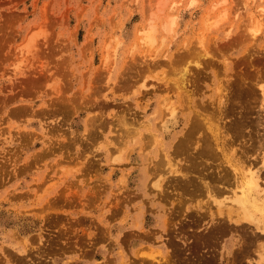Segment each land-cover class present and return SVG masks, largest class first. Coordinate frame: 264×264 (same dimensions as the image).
<instances>
[{"label":"rangeland","instance_id":"obj_1","mask_svg":"<svg viewBox=\"0 0 264 264\" xmlns=\"http://www.w3.org/2000/svg\"><path fill=\"white\" fill-rule=\"evenodd\" d=\"M250 168L264 0H0V264H264Z\"/></svg>","mask_w":264,"mask_h":264},{"label":"bare ground","instance_id":"obj_2","mask_svg":"<svg viewBox=\"0 0 264 264\" xmlns=\"http://www.w3.org/2000/svg\"><path fill=\"white\" fill-rule=\"evenodd\" d=\"M154 66V65H153ZM184 73V72H183ZM185 74V73H184ZM183 76V75H182ZM185 76V75H184ZM184 78V77H183ZM182 79V77H181ZM184 81V80H183ZM184 85V84H183ZM182 91V90H181ZM179 92V91H178ZM181 93V92H180ZM169 107V106H168ZM166 109V108H165ZM172 109H171V112H169L170 114L172 113ZM128 132V131H126ZM131 133V132H130ZM126 135V134H125ZM197 135V134H196ZM196 142V141H195ZM198 142V141H197ZM194 145V144H193ZM171 161V160H170ZM169 163V162H168ZM148 164V163H147ZM171 165V164H170ZM168 167V169H170V171L172 170L173 172V169L172 167ZM174 165V163H173ZM152 166V165H151ZM160 168V167H159ZM146 170V169H145ZM170 171H169V174H170ZM147 172V170H146ZM168 172V170H167ZM222 172V171H221ZM244 173V172H243ZM144 174H146L144 172ZM149 174V172H148ZM165 174V173H164ZM172 174V173H171ZM151 175V174H150ZM149 175V176H150ZM154 175V173H153ZM152 175V177H153ZM156 175V174H155ZM158 175V174H157ZM168 175V174H167ZM174 175V173H173ZM176 175V174H175ZM164 176V175H163ZM162 176V177H163ZM148 178V177H147ZM222 178V177H221ZM154 179V178H153ZM243 179L244 181H241L240 182V186L238 187V191L234 190L232 196L230 197H227V198H223L222 200H217V208L221 207V205H225V199H228L230 200V204L231 205H227L226 207L228 209L230 208H233V210L236 212L237 216H238V219L236 221H238L239 219L242 221V220H247V221H250L252 222L255 227H257L258 229H260L261 231H264V202H263V196L260 195V192H261V189L260 188V185L258 183V180H257V175L255 173V171H252L251 168L247 170V172H245V174H243ZM161 180V179H160ZM159 180V181H160ZM151 181V180H150ZM221 183V181H220ZM140 184V183H139ZM152 184L153 186H156L157 188V191L159 190L161 193H162V189L160 187V183L158 182V179H155L152 181ZM144 185V184H143ZM205 185V184H203ZM146 186V184H145ZM207 187V186H206ZM141 188V187H140ZM205 188V187H204ZM155 189V187H154ZM207 189V188H205ZM210 190V189H209ZM158 191V192H159ZM207 191V190H206ZM144 194V193H143ZM263 194V193H262ZM210 195V194H209ZM261 198L260 200H258V198ZM213 199V198H212ZM214 201H216V198H214ZM258 201H261V202H258ZM47 203V202H46ZM205 204V203H204ZM227 204V203H226ZM205 206V205H204ZM224 212V211H223ZM259 213V216L257 215ZM232 215V214H231ZM234 216V215H233ZM162 218V217H161ZM231 218V217H230ZM164 223H165V218H164ZM107 250V248H106ZM150 250V249H149ZM142 251V250H141ZM139 252L137 256H145L147 258L145 259H151L152 261H154L155 263L157 264H161L163 262L164 264V259L165 258H159L155 255H153L154 253H157L158 251H149V253H144L145 251L143 252ZM153 252V253H152ZM137 254V252H136ZM159 254V253H158ZM105 257V256H104ZM143 259V257H142ZM168 259V258H167ZM121 260V259H120ZM120 262V261H119ZM124 263V262H123ZM140 263V262H139ZM168 263V262H166ZM165 263V264H166Z\"/></svg>","mask_w":264,"mask_h":264}]
</instances>
